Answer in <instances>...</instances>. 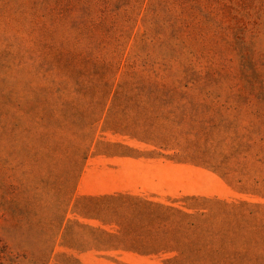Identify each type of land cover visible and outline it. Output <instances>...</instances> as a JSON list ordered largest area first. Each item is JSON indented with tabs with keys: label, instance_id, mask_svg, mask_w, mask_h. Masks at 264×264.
Instances as JSON below:
<instances>
[{
	"label": "rangeland",
	"instance_id": "1",
	"mask_svg": "<svg viewBox=\"0 0 264 264\" xmlns=\"http://www.w3.org/2000/svg\"><path fill=\"white\" fill-rule=\"evenodd\" d=\"M0 264H264V0H0Z\"/></svg>",
	"mask_w": 264,
	"mask_h": 264
}]
</instances>
